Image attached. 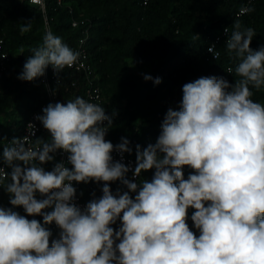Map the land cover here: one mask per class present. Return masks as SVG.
I'll list each match as a JSON object with an SVG mask.
<instances>
[{
  "label": "clouds",
  "instance_id": "clouds-1",
  "mask_svg": "<svg viewBox=\"0 0 264 264\" xmlns=\"http://www.w3.org/2000/svg\"><path fill=\"white\" fill-rule=\"evenodd\" d=\"M232 27L225 45L239 59L240 79L185 83L155 143L135 146L133 179L112 155L131 154L130 141L106 140L113 116L82 97L43 108L36 120L48 139L14 138L3 147L0 188L26 215L0 207V264H264V103L252 99V89L264 87V47H250L254 29ZM79 55L49 30L18 78L33 81L49 66L58 76ZM58 151L67 164L45 170ZM149 170L150 181L137 179ZM117 181L127 190L113 193ZM73 182H103L102 195L81 208ZM53 223L56 239L46 227Z\"/></svg>",
  "mask_w": 264,
  "mask_h": 264
},
{
  "label": "trees",
  "instance_id": "trees-1",
  "mask_svg": "<svg viewBox=\"0 0 264 264\" xmlns=\"http://www.w3.org/2000/svg\"><path fill=\"white\" fill-rule=\"evenodd\" d=\"M144 1L46 0L44 15L29 0H0L1 29L9 53L7 69L0 76V156L3 147L21 137L29 115L47 100L42 76L33 81L18 78L32 50L42 45L45 18L53 34L73 51L88 31L90 61L99 76L105 111L113 116L108 140L116 145L122 137L127 138L134 159L137 144L144 148L155 143L167 110H178L185 83L208 76L222 77L230 84L240 79L235 73L239 59L229 54L225 45L235 21L242 28L254 29L253 50L264 47V0ZM244 7L252 11L238 15ZM29 22L30 30L21 32V26ZM226 28L228 34L216 45L219 57L213 59L207 47ZM145 75L153 80L146 81ZM157 77L161 79L158 85L154 83ZM77 78L81 88L76 97L83 98L85 82ZM252 91V99L264 103V87ZM75 98L71 92L63 95L64 103ZM48 137L46 130L38 138ZM55 160L42 166L48 170ZM190 171L184 168L185 178ZM153 174L154 170L142 172L141 180L150 181ZM110 188L113 193L118 188L125 190L118 181ZM0 207L13 208L3 188ZM13 210L26 215L22 207ZM34 218L43 223L41 216ZM58 236L59 232L52 239Z\"/></svg>",
  "mask_w": 264,
  "mask_h": 264
},
{
  "label": "built area",
  "instance_id": "built-area-1",
  "mask_svg": "<svg viewBox=\"0 0 264 264\" xmlns=\"http://www.w3.org/2000/svg\"><path fill=\"white\" fill-rule=\"evenodd\" d=\"M63 0H58V3H61ZM29 3L38 7L45 15L46 13V0H29ZM147 3V0L144 1ZM245 9L248 7H244L240 10L238 15L245 13ZM77 23L74 21L73 25L75 26ZM2 19L0 16V76L2 73L7 69L8 60H9V53L5 50V39L1 29ZM50 30L49 22L47 18H45V33ZM226 35L225 29L215 37L214 41L210 43L207 47V52L212 56L213 59H217L219 57V51L216 47L217 42H219L222 37ZM89 38L88 31H84L83 36L78 40L77 45L75 47V52H78L79 58L77 62L72 67H66L63 72L57 74L54 73V70L51 66L45 69V75L41 77V81L44 85L47 100L40 104L38 109L33 111L25 124L23 133L20 138L29 137V143L31 145L35 144V139L39 137L44 131H46L42 124L36 120L38 115H42V110L46 107L49 103H56V102H64L63 95L66 92H71L72 97L75 98L78 94V90L81 88V82L77 77H81L84 80L83 89H84V97L83 99L96 103L104 107V95L102 89L98 83L99 76L96 73L91 61L87 47V41ZM212 48V51H209V48ZM30 124L35 125V136H31L30 133L32 132V128ZM109 138V131L106 135V140ZM109 141V140H108ZM113 160L114 161H121L125 165L130 166L132 170L129 171L127 174L128 179H133V170L135 168V159L129 155V153H124L123 158L117 152H113ZM55 162L51 167L48 169L49 171L53 168L56 162H65L67 164V153L62 151H58L54 154ZM0 166H3L2 164ZM71 167V165H67ZM137 179H141V176ZM121 185V184H120ZM73 186L77 189V197H76V204L83 208L91 199H93V193H95V197L99 198L102 195V187L103 182L96 183L94 185L88 183H75L73 182ZM123 188L124 186L121 185ZM127 190L126 188H124ZM50 230L52 232V236L58 233L60 230L57 226L53 223L50 226ZM52 239V237H51Z\"/></svg>",
  "mask_w": 264,
  "mask_h": 264
}]
</instances>
